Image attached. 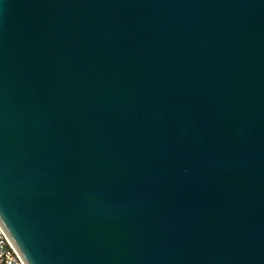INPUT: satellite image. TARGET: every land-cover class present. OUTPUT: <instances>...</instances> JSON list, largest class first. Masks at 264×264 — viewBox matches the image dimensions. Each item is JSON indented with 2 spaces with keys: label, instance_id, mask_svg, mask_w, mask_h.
<instances>
[{
  "label": "water",
  "instance_id": "1",
  "mask_svg": "<svg viewBox=\"0 0 264 264\" xmlns=\"http://www.w3.org/2000/svg\"><path fill=\"white\" fill-rule=\"evenodd\" d=\"M0 231L21 264H264V0H0Z\"/></svg>",
  "mask_w": 264,
  "mask_h": 264
},
{
  "label": "built area",
  "instance_id": "2",
  "mask_svg": "<svg viewBox=\"0 0 264 264\" xmlns=\"http://www.w3.org/2000/svg\"><path fill=\"white\" fill-rule=\"evenodd\" d=\"M0 264H21L0 231Z\"/></svg>",
  "mask_w": 264,
  "mask_h": 264
}]
</instances>
